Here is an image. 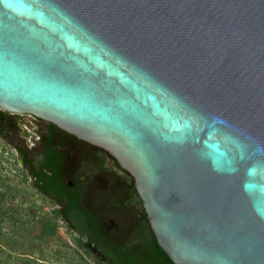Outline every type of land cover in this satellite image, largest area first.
I'll list each match as a JSON object with an SVG mask.
<instances>
[{
	"label": "water",
	"instance_id": "95a60500",
	"mask_svg": "<svg viewBox=\"0 0 264 264\" xmlns=\"http://www.w3.org/2000/svg\"><path fill=\"white\" fill-rule=\"evenodd\" d=\"M0 111L113 155L174 264H264V0H0Z\"/></svg>",
	"mask_w": 264,
	"mask_h": 264
},
{
	"label": "flooded vegetation",
	"instance_id": "af4514ba",
	"mask_svg": "<svg viewBox=\"0 0 264 264\" xmlns=\"http://www.w3.org/2000/svg\"><path fill=\"white\" fill-rule=\"evenodd\" d=\"M30 187L52 205L71 248L88 264H170L134 176L106 150L29 114L4 113ZM27 132H25V130Z\"/></svg>",
	"mask_w": 264,
	"mask_h": 264
},
{
	"label": "rangeland",
	"instance_id": "374dc122",
	"mask_svg": "<svg viewBox=\"0 0 264 264\" xmlns=\"http://www.w3.org/2000/svg\"><path fill=\"white\" fill-rule=\"evenodd\" d=\"M0 155V264H88L71 248L52 205L30 187L15 150L0 143ZM47 222L56 224V237L43 234Z\"/></svg>",
	"mask_w": 264,
	"mask_h": 264
},
{
	"label": "trees",
	"instance_id": "16d2710c",
	"mask_svg": "<svg viewBox=\"0 0 264 264\" xmlns=\"http://www.w3.org/2000/svg\"><path fill=\"white\" fill-rule=\"evenodd\" d=\"M2 115H3V112L0 111V116H2ZM16 138H17L16 136L14 138H12V137L10 138L8 136H3L2 132L0 131V143H3L4 146H10L11 148L15 149L14 148L15 147L14 146L15 145L14 141H15ZM0 158H2V155H0ZM0 172L2 173L1 165H0ZM0 180L4 181L2 179V177H1ZM41 230H42L43 234H47V235L53 236V237H56L57 236V232H58L56 224L51 223V222H47V223L43 224ZM164 256H165V260L166 261H168L170 264H174L170 260V258L168 257V255L165 252H164Z\"/></svg>",
	"mask_w": 264,
	"mask_h": 264
}]
</instances>
